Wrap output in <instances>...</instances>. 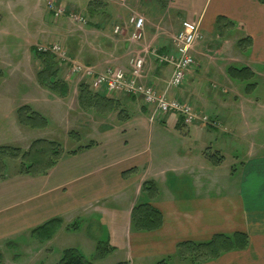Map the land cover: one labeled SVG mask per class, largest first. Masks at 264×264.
Instances as JSON below:
<instances>
[{
	"label": "crops",
	"instance_id": "1",
	"mask_svg": "<svg viewBox=\"0 0 264 264\" xmlns=\"http://www.w3.org/2000/svg\"><path fill=\"white\" fill-rule=\"evenodd\" d=\"M105 2L103 15L106 13L109 22L124 29L117 35L115 27V37L112 33L104 36L133 44L129 19L132 15L143 17L144 38L138 42L146 46L143 51L153 46L169 52L171 38L183 22L199 25L203 40L194 45L191 55L196 65L184 84L170 89L172 69L158 65L149 50L145 53L148 68L142 82L168 99L186 102L198 115H207L220 126H185L173 114L151 121L150 110L141 99L124 94L115 95L116 99L108 97L116 106L123 101L122 106L134 109L127 111L122 120L117 117L115 122L99 126L88 136L87 144L63 150L45 175L17 173L0 181V249L15 244L20 237H31L34 229L53 219H60L61 229L67 231L66 227L75 222L81 227L85 219L97 217L107 235L103 240L88 237L84 249L96 253L100 243L110 246L112 252L100 260L120 255L121 260L115 264H162L165 258L177 255L181 243H206L216 235L239 233L248 238L246 248L200 264H264V140L243 142V156L235 159L227 179L219 181L206 176L220 171L225 163L224 158L216 166L208 160V153L213 154L208 144L213 139L217 142L214 131L229 136L231 145L238 142L232 140L237 132L247 134L252 128L251 133L264 137L259 125L264 121L263 87L259 97H248L250 90L259 89V84L244 90L240 80L228 75L229 68H247L253 77L264 81V3ZM97 11L94 16L88 15L95 17ZM220 18L227 22L221 30ZM234 31L236 35L231 37ZM243 39L249 42L241 46L238 43ZM83 49V43L77 41L76 50L82 53ZM45 100L50 99L42 101ZM39 103L42 102L33 104ZM241 119L251 125L239 127ZM147 181L157 186L154 198L149 199L142 192ZM143 201L162 215V225L156 231L137 232L132 226V210ZM100 224L96 223L97 228H102Z\"/></svg>",
	"mask_w": 264,
	"mask_h": 264
},
{
	"label": "rangeland",
	"instance_id": "2",
	"mask_svg": "<svg viewBox=\"0 0 264 264\" xmlns=\"http://www.w3.org/2000/svg\"><path fill=\"white\" fill-rule=\"evenodd\" d=\"M105 1L112 2L114 0H0V146H12L27 151L35 140L45 139L59 144L62 151L71 150L87 144L88 136L99 126L109 125L115 122L117 117H123L127 111L134 109L130 106L127 109L122 106L124 105L123 101H120L121 106H116L111 113L106 115H98L92 110H83L78 104L79 86L83 83L89 86L88 82L71 77L68 70L58 62L56 78L66 83L68 87L66 96L60 97L51 93L37 82L40 64L31 49L37 48L39 45L61 44L72 58L83 64L92 65L97 70L106 67L126 69L131 59L146 55L145 53L151 49V45L144 52L143 49L146 46L140 45L141 42L132 41V44L121 40V38L116 40L104 36L111 34L113 29L119 26L109 22L106 13L103 15L102 11H105V7H107ZM119 1L122 4L127 2V0ZM50 4L72 13L70 16H83L86 22L80 23L68 15L55 19L50 13ZM88 4L98 10L95 17L88 15ZM230 34L231 37H234L236 32ZM112 35L116 36L113 33ZM77 41L83 43L84 52L80 53L76 50ZM239 83L244 90L248 91L256 83L259 84L258 90L248 92V97L252 98L259 97L262 87L264 89V81L258 77L242 80ZM39 88L46 92L39 93ZM98 93H104L106 96L108 94L102 91ZM115 95L108 94L107 97L116 99ZM240 95L243 96V94ZM44 98H49L50 100L47 101L50 102L48 103L46 100L43 102ZM37 101L42 103H39V106L34 105L33 103ZM26 105L32 110H36L47 120L46 128L30 129L19 125L16 111ZM239 122V127L246 126V123L251 125L248 120L246 122L241 119ZM259 125L264 130V121ZM247 131V134L237 132V135L232 138L233 141H238L234 145L229 143V136H224L217 131L213 132L217 142L213 139L208 145L212 146L213 154L216 157L222 156L225 159V163L220 171L206 173V176L219 181L227 179L235 159L243 156L244 144H250V141L264 140L262 134L250 132L253 131V128ZM241 135L243 136L240 138ZM213 154L210 151L208 158ZM18 167L19 160L9 162L8 176L17 174ZM96 223L100 224V218L85 219L78 231L60 229L51 241L44 244L32 237H20L15 244L1 247V264H57L62 252L68 248L78 249L91 264H115L121 260L120 255L108 256L100 260L101 257L93 249L90 251L84 249V242L88 237L96 236L103 240L107 235L101 224L102 228H97ZM100 245L102 249L111 248L102 243ZM182 263V259L177 255L162 261V264ZM135 264L153 263L135 262Z\"/></svg>",
	"mask_w": 264,
	"mask_h": 264
},
{
	"label": "trees",
	"instance_id": "3",
	"mask_svg": "<svg viewBox=\"0 0 264 264\" xmlns=\"http://www.w3.org/2000/svg\"><path fill=\"white\" fill-rule=\"evenodd\" d=\"M264 3V0H259ZM96 9L88 6V13L94 16ZM226 19H218V29L221 30L226 25ZM248 39L239 41V45H245ZM35 59L40 64L37 72V82L41 87L64 97L67 94L68 87L66 83L58 80L57 60L50 54L39 53L35 48L31 49ZM59 63V62H58ZM60 64V63H59ZM61 65V64H60ZM228 75L232 79L249 80L253 75L247 68L237 69L229 68ZM78 104L85 111H94L98 115H106L116 108V103L109 99L104 93H92L86 83L79 86ZM17 122L20 126L30 129H44L47 127V120L39 113L33 111L29 106H23L16 111ZM122 120L124 116H119ZM89 147V146H87ZM74 153V152H73ZM63 151L59 144L45 139L35 140L27 151L12 146H0V181L5 180L9 173V162L19 160L18 174L40 176L45 175L55 166ZM223 157H216L215 154L209 157L210 163L219 165ZM157 186L152 181L144 182L142 192L147 198H154L157 194ZM131 222L137 232H153L162 225V215L149 203H140L136 205L131 213ZM60 219H53L34 229L30 235L41 244L49 242L62 227ZM66 230H79V223H74ZM248 245V238L243 234H234L232 236L216 235L206 243L185 242L177 246V256L189 262L190 264H200L202 262L216 259L226 252L241 250ZM112 248L102 249L101 245L97 247L96 252L99 257L105 256ZM2 255L0 252V264ZM57 264H91L83 254L76 248H68L62 252V256ZM120 264V263H119ZM122 264V263H121Z\"/></svg>",
	"mask_w": 264,
	"mask_h": 264
},
{
	"label": "built area",
	"instance_id": "4",
	"mask_svg": "<svg viewBox=\"0 0 264 264\" xmlns=\"http://www.w3.org/2000/svg\"><path fill=\"white\" fill-rule=\"evenodd\" d=\"M53 17L61 18L65 11L49 5ZM73 20L85 23L84 17L70 16ZM132 27L130 40L140 42L143 39V28L145 21L143 17L134 16L129 20ZM115 33L120 32V27L115 28ZM203 36L198 24L185 21L181 24L179 31L172 38V51L161 52L152 48L148 54L160 66H168L172 74L168 83L170 89L180 88L187 74L195 66L191 55L194 45L201 41ZM36 50L42 54L52 55L61 65L65 66L71 77H76L88 82L93 91H104L109 95L124 94L130 97L140 98L144 105L150 110V120H157L162 116L174 114L178 116L185 126L202 125L217 129L220 124L207 115H198L194 109L178 99H168L165 94H158L153 87L145 85L142 80L145 76L147 57L138 56L129 61L127 70L106 67L97 70L95 67L78 62L69 56L67 51L58 43L50 45H39Z\"/></svg>",
	"mask_w": 264,
	"mask_h": 264
}]
</instances>
